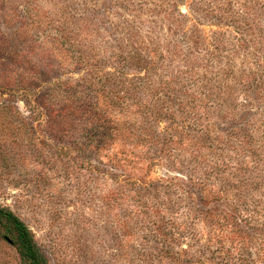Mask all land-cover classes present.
Wrapping results in <instances>:
<instances>
[{"label": "rangeland", "instance_id": "obj_1", "mask_svg": "<svg viewBox=\"0 0 264 264\" xmlns=\"http://www.w3.org/2000/svg\"><path fill=\"white\" fill-rule=\"evenodd\" d=\"M1 86L43 264H264V0H0Z\"/></svg>", "mask_w": 264, "mask_h": 264}, {"label": "trees", "instance_id": "obj_2", "mask_svg": "<svg viewBox=\"0 0 264 264\" xmlns=\"http://www.w3.org/2000/svg\"><path fill=\"white\" fill-rule=\"evenodd\" d=\"M7 91L0 87V93ZM0 229L2 236L17 245L26 264H43L44 257L36 243L32 230L11 208L0 205Z\"/></svg>", "mask_w": 264, "mask_h": 264}]
</instances>
